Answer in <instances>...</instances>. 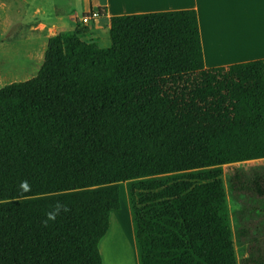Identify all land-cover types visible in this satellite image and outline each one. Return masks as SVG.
Wrapping results in <instances>:
<instances>
[{
  "label": "trees",
  "instance_id": "obj_1",
  "mask_svg": "<svg viewBox=\"0 0 264 264\" xmlns=\"http://www.w3.org/2000/svg\"><path fill=\"white\" fill-rule=\"evenodd\" d=\"M108 25L0 88V264H103L120 183L139 264H264V167L222 169L264 159V60L207 69L195 10Z\"/></svg>",
  "mask_w": 264,
  "mask_h": 264
},
{
  "label": "crops",
  "instance_id": "obj_2",
  "mask_svg": "<svg viewBox=\"0 0 264 264\" xmlns=\"http://www.w3.org/2000/svg\"><path fill=\"white\" fill-rule=\"evenodd\" d=\"M31 2L28 6L26 4L17 8V13L26 15L14 25V21L7 13L10 11L7 4L0 1L1 9L9 18L4 20L3 24L0 23V46L22 47L16 51L21 55V59L6 65L7 69L15 71L11 74L13 77L37 76L44 61L48 39L57 34L76 32L77 28L82 26L79 23L81 16L95 11H99L101 17L83 26L89 29L83 39L97 42L99 46L102 40L105 44L109 42L108 22L111 17L195 10L207 69L264 60V0H39L38 4L35 0ZM115 234L121 238L117 230L112 231L108 238L106 234L100 242L103 264H111L110 261L117 258L116 255L113 259L105 258L103 252V249L106 251V248H109L108 245L116 248L113 246ZM127 243L131 253L129 240ZM124 247L127 250L126 243ZM118 251L122 256L123 253ZM132 254L134 264H139L135 263L137 256L135 253L134 258L133 248ZM128 258L129 256L127 260ZM127 264H130V260Z\"/></svg>",
  "mask_w": 264,
  "mask_h": 264
},
{
  "label": "rangeland",
  "instance_id": "obj_3",
  "mask_svg": "<svg viewBox=\"0 0 264 264\" xmlns=\"http://www.w3.org/2000/svg\"><path fill=\"white\" fill-rule=\"evenodd\" d=\"M1 3L4 2L7 4L8 11L7 13L9 14L10 18L12 21L17 23L20 21L22 17H25L26 14H20L17 13L18 10L17 8L28 6V4L32 3L31 0H0ZM39 0H35V3L38 4ZM16 3V4H15ZM25 3V4H24ZM22 12V10H21ZM23 13V12H22ZM27 17V16H26ZM9 19L7 18V14L4 13L3 9L0 7V23L3 24L4 20ZM90 41V40H87ZM111 45V41L109 38V42L107 44L104 43L102 40L100 42V46L102 48H108ZM22 47L17 46V45H4L0 46V64H1V77H0V88L4 87L5 85H8L13 82H23L31 79V77H13L11 74H14L15 71H11L10 69H7L6 65H11L12 63H16L18 60H20L21 55L16 52L17 50H20ZM7 69V70H6ZM38 74V73H37ZM250 167H264V159L263 160H257V161H251V162H246V163H238V164H231V165H225L222 166V169L224 171V177H225V182H226V187L228 190V182H229V177L232 172L238 169H247ZM113 186H118L120 188V192L124 193V198L121 202V208L118 211H114L111 217V229L107 233V237L109 234L113 231H119L121 234V238H118V235L115 234V243L113 246H116V248H112L111 245H108L109 248H106V251L103 249L104 256L105 258L109 257L112 259L114 258V255H118L119 258H121L123 264H127V262L130 260V264H134L133 262V254H132V248L134 251V258H135V253L137 256V250H136V244H135V237H134V226H133V221H132V214L130 210V205H129V200L127 196V184L126 183H120V184H114ZM228 199H229V204H230V210H231V215H232V222L233 226L236 227V220H235V212L239 208V204L235 201H233L232 195L228 191ZM111 239V236L110 238ZM125 239V240H124ZM130 242L131 244V254L129 255L128 247L127 250L125 249L124 245L126 243V246H128L127 242ZM125 241V242H124ZM132 241V242H131ZM133 245V247H132ZM119 248V249H118ZM237 249V254L239 258V262L246 257V253L244 249H242L238 244L236 245ZM123 253V257L119 253V251ZM126 256V258L124 257ZM129 256L128 260L127 257ZM135 261V259H134ZM111 264H115V258L110 261ZM138 262V257L136 258L135 263ZM139 263V262H138ZM110 264V263H109Z\"/></svg>",
  "mask_w": 264,
  "mask_h": 264
},
{
  "label": "built area",
  "instance_id": "obj_4",
  "mask_svg": "<svg viewBox=\"0 0 264 264\" xmlns=\"http://www.w3.org/2000/svg\"><path fill=\"white\" fill-rule=\"evenodd\" d=\"M101 17V13L99 11H95V12H92L90 14H87V15H83L81 16V18L79 19V23L80 25L82 26H86L88 25L92 20L94 19H98Z\"/></svg>",
  "mask_w": 264,
  "mask_h": 264
},
{
  "label": "bare ground",
  "instance_id": "obj_5",
  "mask_svg": "<svg viewBox=\"0 0 264 264\" xmlns=\"http://www.w3.org/2000/svg\"><path fill=\"white\" fill-rule=\"evenodd\" d=\"M128 244V243H127ZM128 251H129V255L131 254L130 253V248H129V244H128ZM117 258H115V261H116V264H121V258H118V256H116Z\"/></svg>",
  "mask_w": 264,
  "mask_h": 264
}]
</instances>
